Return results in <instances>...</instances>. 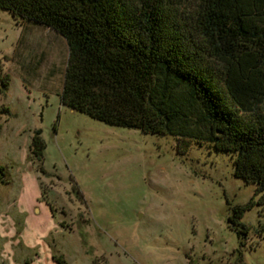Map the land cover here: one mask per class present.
I'll return each instance as SVG.
<instances>
[{
    "label": "rangeland",
    "instance_id": "1",
    "mask_svg": "<svg viewBox=\"0 0 264 264\" xmlns=\"http://www.w3.org/2000/svg\"><path fill=\"white\" fill-rule=\"evenodd\" d=\"M68 53L0 10V264H264V205L234 155L61 106ZM251 202L240 238L228 219Z\"/></svg>",
    "mask_w": 264,
    "mask_h": 264
},
{
    "label": "trees",
    "instance_id": "2",
    "mask_svg": "<svg viewBox=\"0 0 264 264\" xmlns=\"http://www.w3.org/2000/svg\"><path fill=\"white\" fill-rule=\"evenodd\" d=\"M0 10L66 41L61 106L234 155V176L264 205V0H0ZM41 133L30 144L40 159ZM252 205L228 219L240 238Z\"/></svg>",
    "mask_w": 264,
    "mask_h": 264
}]
</instances>
